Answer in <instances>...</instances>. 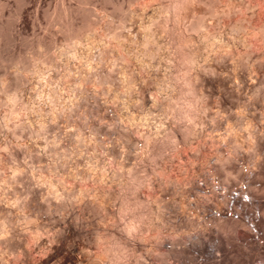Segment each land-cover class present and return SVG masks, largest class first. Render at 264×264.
I'll list each match as a JSON object with an SVG mask.
<instances>
[{
	"label": "clouds",
	"instance_id": "9594fccd",
	"mask_svg": "<svg viewBox=\"0 0 264 264\" xmlns=\"http://www.w3.org/2000/svg\"><path fill=\"white\" fill-rule=\"evenodd\" d=\"M0 264H264V0H0Z\"/></svg>",
	"mask_w": 264,
	"mask_h": 264
}]
</instances>
